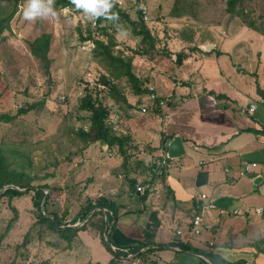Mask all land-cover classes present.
<instances>
[{
	"label": "rangeland",
	"instance_id": "obj_1",
	"mask_svg": "<svg viewBox=\"0 0 264 264\" xmlns=\"http://www.w3.org/2000/svg\"><path fill=\"white\" fill-rule=\"evenodd\" d=\"M116 1L126 8L130 7L128 13L131 18L136 17V6L143 7L146 12L147 24L156 39V49L150 52V57L133 53L140 44L139 37L128 28L121 27L113 35L117 42L116 49L122 50L125 56H133L132 69L138 76L149 80V87L161 84V78L173 80L168 75L184 87L188 86L184 77L195 80L201 77L200 74H207L208 77L222 74L229 82L220 81L218 91H225L232 98L238 97L232 94L237 89L243 91L253 85L264 88V35L246 26L239 15L228 14L224 10V0ZM16 2V11L9 21V28L1 33L0 38V114L10 117L0 119V148L10 168L38 175L33 184L47 183L54 188L50 194L49 209L64 214L62 211L65 208L66 225L81 223L89 217H84L83 221L77 219L74 223L69 221L78 213L80 204L86 198L95 200L105 189L109 191V187L113 186L118 190L119 184L126 182V176L121 182V177H117L118 173H123V169H114L111 165V159L117 154L124 159V153L116 145L109 148V151L114 152L110 158L109 154L112 153L107 154L105 144H85L77 134V128H87L88 125L87 112L78 107L84 87L98 86L103 90V96L105 92L99 76L106 74V64L101 58L94 57L92 41L80 39L87 35L88 29L95 30L100 23H97L96 17L87 18L83 10L53 4L55 17L26 20L22 10L27 0ZM248 4L252 8L251 18L264 27V17L259 16L263 12L264 0H249ZM43 32L50 34L48 56L51 60L47 72L40 60L31 54L28 45L30 40ZM201 42L210 44L203 50L212 48L211 51L200 53L198 48L193 50V46L200 48ZM169 48L171 52L183 51L187 56L200 53L201 60L207 65L194 72L190 59L185 64L172 63L164 58ZM217 51H227L228 56H219ZM226 57L234 61L237 71L244 75L232 71ZM112 81L128 102L138 98L122 75ZM230 89L234 91L229 92ZM178 91L179 86L175 93ZM104 101L123 105L121 100L115 101L109 94H105ZM28 104H31L28 111H18ZM126 112L131 120H128V128L122 132L130 139L145 135L139 133V128L142 122L147 121L146 116L149 114H140L136 108L126 109ZM108 122L113 124L112 119ZM116 130L120 128L117 126ZM135 147L136 144L129 146V153L133 154L137 150ZM151 161L158 160L154 158ZM106 173H111L107 188L104 182L101 184L99 181ZM99 188L102 190L100 193ZM44 191L48 192V189L44 188ZM31 194L26 193L10 200L5 198L0 202V228L13 216L8 204L16 208L18 213L7 236L0 242V264H39L45 261L47 264H108L114 254L119 260H114L112 264H162L161 261L158 263L154 252L143 257L137 253L122 256L124 251L107 244L105 226L102 228V238L98 229L96 231L89 226V233L80 237L77 233L71 240L57 238L55 232L49 230H44L43 236L38 238L39 224H34L35 208ZM30 226L32 230L25 243V233ZM178 256L181 261L178 260L177 264H185L183 254L178 253Z\"/></svg>",
	"mask_w": 264,
	"mask_h": 264
},
{
	"label": "crops",
	"instance_id": "obj_2",
	"mask_svg": "<svg viewBox=\"0 0 264 264\" xmlns=\"http://www.w3.org/2000/svg\"><path fill=\"white\" fill-rule=\"evenodd\" d=\"M221 54L228 56L227 51ZM194 55H186L182 62L190 59L194 72L204 69L207 63L200 53ZM227 60L232 71L243 74ZM206 75L184 77L188 84L184 87L168 75L173 80L161 78V84L151 87L167 98L163 107L159 113L150 106L145 111L148 119L139 128L145 135L129 136V146L136 144L137 150L126 162L119 154L111 159L114 169H123L117 174L119 182L124 176L126 182L118 190L113 186L98 190L117 208L116 217L104 225L107 237L114 249L124 252L135 246L161 248L154 254L162 264H177L178 253L185 264H264V101L254 85L235 90L232 94L238 97L232 98L218 91L220 81L229 82L224 75ZM143 99L141 104H148L147 97ZM162 111L168 116L159 120ZM173 134L180 137L185 153L161 164L166 158L161 140ZM108 152L111 158L114 152ZM154 158L158 161H151ZM250 162L255 165L240 173ZM158 165L163 168L161 176ZM110 174L99 179L105 188ZM140 185L142 190L137 191ZM201 193L206 196L199 198ZM87 233L88 228L79 230L78 237ZM179 242L191 249H181Z\"/></svg>",
	"mask_w": 264,
	"mask_h": 264
},
{
	"label": "trees",
	"instance_id": "obj_3",
	"mask_svg": "<svg viewBox=\"0 0 264 264\" xmlns=\"http://www.w3.org/2000/svg\"><path fill=\"white\" fill-rule=\"evenodd\" d=\"M224 1V10L228 14L239 15L240 17H242V20L246 24V26L259 31L264 35L263 24H256L255 20L251 18L250 12L252 8L249 7V0ZM16 4V0H10V2H7L6 0H0V38H2L1 33H3L5 29L9 28V21L13 13H15L16 11ZM52 4L59 7L69 6L73 7L77 11H82V9L76 8L71 3V0H53ZM129 8L124 7L116 0H112V7L111 9H109V11L115 12L116 18L109 20L103 16H97L96 21L100 24L95 27V30L91 31L90 29H88L87 35L84 37L81 36L80 38L82 41H92L94 43V57L98 59L101 58V60L106 64V74L102 73L99 76L100 84H102L103 88L105 89L104 96L105 94H109L110 96L115 98V101L121 100L123 102V105L119 106L118 103L116 104L114 102H105L104 96L102 94L103 90L101 88H98V86L92 88H88L85 86L84 93L80 97L78 107L80 110L87 112L86 118L88 120V125L87 128H83L81 126L77 128V134L85 144L101 142L106 145V150H109V148L116 145L117 149L120 152L124 153V162H126L127 160V154L129 155V150L127 149L129 147V143L128 141H126L129 137L127 134H124L122 132L124 129L128 128L127 120L129 119V115L126 112V109L129 110L132 108H136L141 111V108L145 107V110L141 111L145 112L150 106L159 113L160 108L163 107V105L160 106V102H165V99L162 96H159L157 93L152 91V88L147 85V83L149 82L147 78L144 79L134 72L131 66V58H133V56H125L122 50L118 48L116 49L117 42L114 38L113 32L121 29V27L128 28L133 35L139 37L140 44L133 50L134 54L150 57V52L156 49V39L147 24L148 20L146 19V12L144 8L141 6H136L135 18H131L129 16ZM262 10L263 12L259 16L264 17V7L262 8ZM49 42L50 34L47 32L41 33L28 42L31 54L40 60L41 65L46 72L49 70V64L51 60L48 56L50 47ZM195 48L201 50L200 53L208 52L200 49L198 46H193V50H195ZM211 49H209V51H211ZM217 52V54L221 53V51ZM171 53L173 52H171L169 48L167 50V53H165L166 57L164 58L178 65H180L183 59H185L186 57V54L183 51H180L182 55L181 62L176 63L172 59ZM159 58L161 59V57ZM121 75L125 77L126 81L130 84L135 95H138V98L135 101L128 102L125 96L119 94L117 85L113 83L112 79L117 78ZM256 90L264 101V89L256 85ZM151 93L155 94L154 98L150 97ZM119 95L121 96L120 98H118ZM145 96L147 97L148 104L142 105L141 103L143 102V97ZM29 108H31V104L20 107L18 111L20 113H23L28 111ZM161 114H163V111ZM161 114L158 115V119ZM9 118L10 117L5 114H0V119L6 120ZM109 119L113 120V124H109ZM117 126L118 128H120V130H116ZM160 135L163 136L164 134L161 133ZM124 150L127 151V154ZM165 160L167 162V160L169 159L165 158ZM151 165L149 167H151ZM142 166L146 167V164L143 163ZM156 167L158 176L163 175L162 166L158 165ZM37 177L38 175H31L24 172L23 170L10 168L8 162L6 161V157L4 156L0 148V189L6 185H14L19 188H24L23 190H17L12 187L5 188L0 194V202L5 198L7 200H10L14 197H19L26 193H32L31 202L33 207L35 208L34 224H39V226L37 227V235L39 236L38 238H41L43 236L44 230H49L55 232L54 234L57 238L71 240L72 237L76 236L79 230L86 229L87 226H89L91 229H95L96 231L98 229L99 236L102 238L103 226L116 217L117 208L116 204L113 201L106 198L102 194L99 195L95 200L86 198L85 202L80 204L81 208L78 213L70 219V223H74L77 219L83 221L82 219H84L86 214L94 207H103L105 209L104 213L101 209H96L91 213L89 218L86 221H83L79 226L61 227L60 225L67 224L64 220L65 214H67V210H65L64 208L62 211L64 212V214H60L54 209H49V206L51 205L50 194L54 188L47 183L33 184V180ZM44 188L48 189L47 193H45ZM43 198V208H41V202ZM1 205L2 203H0V207ZM7 207L11 208V210L13 211V216H11L7 220L6 224L2 228H0V242L5 239L12 226L13 221L17 218L18 215L16 208L11 206V204H8ZM103 215L105 216V219H103ZM31 230L32 228L30 226L25 233V243L27 242V237H29L28 234H30ZM177 246H179L183 250L191 249L189 245L182 242L177 243ZM157 250H161V248L147 247L141 252L140 246H135L129 252H122L121 255L126 256L128 253H137L138 256L143 257L144 255ZM114 260H119L115 254L108 264H112ZM39 264H47V262L45 261ZM203 264H205V262H203Z\"/></svg>",
	"mask_w": 264,
	"mask_h": 264
},
{
	"label": "clouds",
	"instance_id": "obj_4",
	"mask_svg": "<svg viewBox=\"0 0 264 264\" xmlns=\"http://www.w3.org/2000/svg\"><path fill=\"white\" fill-rule=\"evenodd\" d=\"M52 2L53 0H27L22 15L26 20L55 17L56 12L52 7ZM71 3L76 8L82 9L89 19H94L97 16H103L109 20L116 18V13L109 11L112 7V0H71Z\"/></svg>",
	"mask_w": 264,
	"mask_h": 264
},
{
	"label": "water",
	"instance_id": "obj_5",
	"mask_svg": "<svg viewBox=\"0 0 264 264\" xmlns=\"http://www.w3.org/2000/svg\"><path fill=\"white\" fill-rule=\"evenodd\" d=\"M210 44H201L200 47L201 48H207V46H209ZM172 58L174 59V61L176 63H179L181 62V54L179 52H175L172 54ZM162 149L164 150L165 152V156L166 158L168 159H175V158H178L180 157L181 155H183L185 153V149H184V146H183V143L180 139V137L177 135V134H173L172 136L170 137H163L162 140ZM7 187H12V188H15L17 190H23L24 188H19L17 186H14V185H6L4 186L3 188L0 189V194L1 192L7 188ZM45 193H47V191H45ZM43 201H44V198L41 202V208H43ZM96 209H101L102 211H104L105 209L103 207H94L92 208L88 213L87 215L85 216V218L87 219V217H89V215ZM82 223V222H81ZM81 223H74V224H71V225H60L61 227L63 226H67V227H77L78 225H80ZM106 239H107V244L113 248V246L111 245L110 241L108 240L107 238V235H106ZM126 258V257H125Z\"/></svg>",
	"mask_w": 264,
	"mask_h": 264
},
{
	"label": "built area",
	"instance_id": "obj_6",
	"mask_svg": "<svg viewBox=\"0 0 264 264\" xmlns=\"http://www.w3.org/2000/svg\"><path fill=\"white\" fill-rule=\"evenodd\" d=\"M154 96H155L154 93H151V94H150V97H151V98H154ZM163 104H164V101H161V102H160V106H162ZM253 108H254V105L251 104V105H250V109H253ZM144 110H145V107H142V108H141V111H144ZM167 116H168V113H167V112H164L163 114H161V116H159V119L162 120L163 118H167ZM160 162H161L162 164H164V163L166 162L165 158H163ZM254 165H255L254 162L245 163V164L243 165L242 170H241L240 173H243L244 171L249 170V169H250L252 166H254ZM136 190H137V191L142 190V186H141V185H140V186H137V187H136ZM205 196H206L205 193H201V194H199V198H204ZM209 206H212V204H209ZM195 231L197 232L198 229H195Z\"/></svg>",
	"mask_w": 264,
	"mask_h": 264
}]
</instances>
